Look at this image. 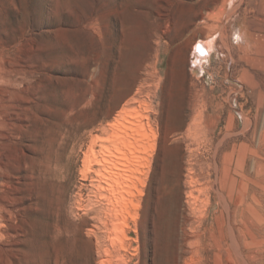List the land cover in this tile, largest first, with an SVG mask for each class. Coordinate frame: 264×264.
I'll return each mask as SVG.
<instances>
[{"label": "rangeland", "instance_id": "1", "mask_svg": "<svg viewBox=\"0 0 264 264\" xmlns=\"http://www.w3.org/2000/svg\"><path fill=\"white\" fill-rule=\"evenodd\" d=\"M263 19L0 0V264H264V30L239 33Z\"/></svg>", "mask_w": 264, "mask_h": 264}, {"label": "bare ground", "instance_id": "2", "mask_svg": "<svg viewBox=\"0 0 264 264\" xmlns=\"http://www.w3.org/2000/svg\"><path fill=\"white\" fill-rule=\"evenodd\" d=\"M263 17V16H262ZM255 22V23H254ZM260 22V23H259ZM259 22H256V21H252L251 22V25H250V27H249V29H242L239 33H240V38H241V40H243V41H245V44H246V40H248V39H250V37L251 38H253V39H258V37H262L263 36V30H264V28H263V25H264V19L262 20V21H259ZM223 28V27H222ZM225 28V27H224ZM222 29L221 30V38H220V40L222 41V43H223V45H225V47H227V45L229 44L228 42H229V35L227 34V31L225 30V29ZM254 44V43H253ZM247 45V44H246ZM257 45V44H256ZM260 45V44H259ZM213 46V45H212ZM229 46V45H228ZM254 46V45H253ZM196 47H197V50H198V52H196V53H198L199 55H200V53L201 52H206L207 54H208V49L211 47V43L210 42H208V44L206 43L205 45L204 44H202V43H199V44H197L196 46H195V50H196ZM255 47V46H254ZM199 48V49H198ZM249 48V47H248ZM211 49V48H210ZM194 50V51H195ZM229 50V49H228ZM230 51V50H229ZM228 51V52H229ZM242 51V50H241ZM254 51V50H253ZM200 52V53H199ZM243 53H244V51H243ZM255 53V52H254ZM251 54H253V52L251 53ZM231 56V55H230ZM243 56V55H242ZM260 56V55H259ZM246 61V60H245ZM236 63H237V61H236ZM237 65V64H236ZM239 65V64H238ZM232 66V65H231ZM239 67H240V65H239ZM243 67H245V66H243ZM247 68V67H246ZM237 69H239V68H237ZM240 69H242V68H240ZM239 69V70H240ZM238 70V71H239ZM249 71V70H248ZM240 72V71H239ZM255 73H256V71H255ZM257 74V73H256ZM259 76V75H258ZM260 77V76H259ZM259 77H258V80H259ZM262 79V78H261ZM132 118V117H131ZM133 120H131V119H125L123 122H120L118 125L120 126V127H124V128H133V122H132ZM136 125V124H135ZM134 125V126H135ZM108 131V130H107ZM109 132V131H108ZM107 132V133H108ZM108 135V137L107 138H103L102 139V141H110V140H112V135L110 134V132H109V134H107ZM94 143V142H93ZM93 145L94 144H92L91 145V150L93 149ZM102 148H103V151L105 150L106 151V154H108V153H110V155L108 156V157H106V156H104V162H112L113 160H115V159H118L117 160V162H116V165L118 164V165H120V166H123L124 165V162H122V161H119L120 159H121V157H122V155H121V157H119V155H112L111 154V150H110V148H108V147H106V146H102ZM119 150V149H118ZM129 151V148L128 149H125V151ZM94 151V150H93ZM120 151V150H119ZM130 152V151H129ZM122 154V153H121ZM114 157V158H113Z\"/></svg>", "mask_w": 264, "mask_h": 264}]
</instances>
